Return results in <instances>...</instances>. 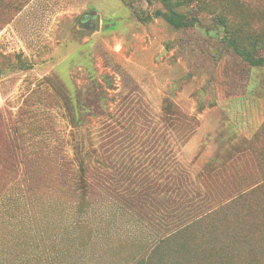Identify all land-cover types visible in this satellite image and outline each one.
Instances as JSON below:
<instances>
[{
    "label": "rangeland",
    "instance_id": "obj_1",
    "mask_svg": "<svg viewBox=\"0 0 264 264\" xmlns=\"http://www.w3.org/2000/svg\"><path fill=\"white\" fill-rule=\"evenodd\" d=\"M243 53L264 57V0H0V264H264V66ZM138 187L201 222L170 231Z\"/></svg>",
    "mask_w": 264,
    "mask_h": 264
},
{
    "label": "trees",
    "instance_id": "obj_2",
    "mask_svg": "<svg viewBox=\"0 0 264 264\" xmlns=\"http://www.w3.org/2000/svg\"><path fill=\"white\" fill-rule=\"evenodd\" d=\"M154 16L156 18L165 19L176 29L193 25L192 21L187 20L185 15L176 12L162 13L156 11ZM243 55L252 66H264V57L254 58L245 53H243ZM127 191L129 195L136 200L135 202L138 204L137 207L139 209L149 210L148 215L155 218L158 223H163L170 231L181 232L182 229L187 230L202 220L198 218L201 212L200 208L192 209L186 207L188 201H184L185 195L181 194L179 191L164 187H138L131 191ZM174 194H176V196ZM162 195L169 198L160 199ZM164 240L165 239L161 240L162 244L165 243Z\"/></svg>",
    "mask_w": 264,
    "mask_h": 264
},
{
    "label": "water",
    "instance_id": "obj_3",
    "mask_svg": "<svg viewBox=\"0 0 264 264\" xmlns=\"http://www.w3.org/2000/svg\"><path fill=\"white\" fill-rule=\"evenodd\" d=\"M96 21H97V26H98V28H99V21H100V18L97 16L96 17Z\"/></svg>",
    "mask_w": 264,
    "mask_h": 264
}]
</instances>
